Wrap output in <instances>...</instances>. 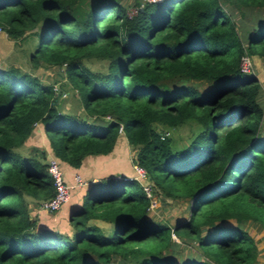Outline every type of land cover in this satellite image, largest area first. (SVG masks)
<instances>
[{"label":"trees","instance_id":"1","mask_svg":"<svg viewBox=\"0 0 264 264\" xmlns=\"http://www.w3.org/2000/svg\"><path fill=\"white\" fill-rule=\"evenodd\" d=\"M134 5L129 13L121 0H0L9 38L33 31V65L63 67L65 79L54 88L0 65V264L256 263L257 240L243 224L264 232V110L260 80L240 60L264 58V18L243 37L229 8H264V0ZM88 58L105 69L91 70ZM69 88L84 115L60 108L56 93ZM37 123L72 166L110 152L121 127L133 163L154 190L187 199V215L152 218L141 182L114 174L85 189L70 229L49 226L36 212L55 191L47 151L19 150ZM188 123L197 127L183 146L164 135ZM94 219L111 222L112 233Z\"/></svg>","mask_w":264,"mask_h":264},{"label":"rangeland","instance_id":"2","mask_svg":"<svg viewBox=\"0 0 264 264\" xmlns=\"http://www.w3.org/2000/svg\"><path fill=\"white\" fill-rule=\"evenodd\" d=\"M134 1L135 0H121V2L127 7L129 13L134 11ZM232 13V18L234 19L237 28L240 33L245 35L247 29L252 27L254 21L257 16L264 18V8H229ZM26 36L21 40H16L13 38H9L6 31L3 28V31L0 33V65L1 66H9L16 65L20 67L22 70L31 71L36 74L43 82H53L55 84L54 88H58L59 85L63 84L65 79L61 76L60 71H62L63 67H58L55 65L47 66L41 60L37 62V64L33 65L31 61V55L33 54L35 47L37 46L38 36L33 33V31L26 32ZM251 59V70L250 72L254 73L261 83V90L259 94V102H261L264 110V58L259 55L250 56ZM84 63L91 70H104L105 69V61L98 58H88L84 61ZM64 86H67L64 84ZM205 86V85H204ZM59 106L64 111H69L78 115H84V110L80 105V100L78 98V94L72 88H69L68 92L65 94H61L60 97L57 98ZM264 113V112H263ZM264 117V115H263ZM262 130L264 131V118L262 124ZM196 125L191 124H182L176 128H169L168 136L172 137L176 144L181 146L184 145L190 138V135L196 131ZM120 134H123L120 132ZM31 135V134H30ZM39 146L37 137L29 136L25 142L19 147L23 153L29 152L32 146ZM121 148H124L123 145H120ZM45 149V148H44ZM46 150V149H45ZM121 154V152H119ZM126 158L124 161H120V164L124 168V170L128 173L135 172L134 168L131 166L129 153H126ZM122 160V158L120 159ZM128 176V175H126ZM144 181V180H143ZM83 185L81 187H85ZM87 187V186H86ZM85 187V188H86ZM154 187V186H153ZM80 188V187H79ZM157 191L155 190L156 196L158 198V206L155 209L149 210V215L154 219H164L167 220L170 224H172L176 215L179 217L187 215V199L185 198H176L167 196L158 186H156ZM85 192V191H84ZM82 199V198H81ZM82 201V200H81ZM37 211V209H36ZM40 213L42 215L43 220L47 221L49 226L60 230H68V218L66 215V211L57 210L54 212L40 209ZM230 224H234L235 220H228ZM246 229L254 236L257 240V245L259 248V256H260V264H264V234L263 231L256 228V224L247 221L245 224ZM113 228L110 230H105L106 234H111ZM173 237V236H172ZM178 237V236H177ZM174 238V237H173ZM177 242L180 239H175ZM110 264H116L114 262H110ZM122 264V263H119Z\"/></svg>","mask_w":264,"mask_h":264},{"label":"crops","instance_id":"3","mask_svg":"<svg viewBox=\"0 0 264 264\" xmlns=\"http://www.w3.org/2000/svg\"><path fill=\"white\" fill-rule=\"evenodd\" d=\"M30 136L38 138V142L40 143L39 146H42L40 148H45L47 151V158L54 155L50 148L48 139L46 137L43 124L37 123ZM120 145H123L124 148H121ZM119 152H121V154ZM127 152L129 153L130 163H131V166L133 167L132 155L134 153V150L132 146L128 143L126 136L124 134L119 133L115 139L112 150L108 153L88 154L83 157L81 164L79 166H72L66 161L62 160L61 165L64 171L65 179L68 183H74L75 174H80L81 177L85 181H90V182H94L102 177H107V176L114 175V174H123V175L132 176L134 175L135 172L130 173L131 171L130 170L127 173L122 167V165L120 164V161H124V159L126 158L125 155ZM121 158L122 160H120ZM86 186H87V182H86ZM85 187H80V188L75 187L71 190L70 201L67 204L63 205V207L60 209V210L66 211L67 218H68V215L70 214L69 211L72 210L71 205H73L74 207L76 205L79 206L81 204V200H82L81 198L86 189ZM36 212L40 216V218L43 220L42 218L43 213L41 214L40 210H37ZM182 215L183 216L181 217L185 216L184 214ZM175 217H179V215H176ZM94 222L97 225L103 227L105 230H110L113 227L111 222H108L102 219H94ZM70 228L71 227L69 224V229ZM259 254H258V258L255 264L262 263L259 260L260 259Z\"/></svg>","mask_w":264,"mask_h":264},{"label":"built area","instance_id":"4","mask_svg":"<svg viewBox=\"0 0 264 264\" xmlns=\"http://www.w3.org/2000/svg\"><path fill=\"white\" fill-rule=\"evenodd\" d=\"M147 1H157V0H147ZM3 31V26L0 25V33ZM251 59L248 54H243L240 60V69L244 72H250L251 70ZM59 91V90H58ZM65 94V92H63ZM109 117V115H107ZM122 132L121 127L119 128V133ZM169 131L166 130L164 135L168 134ZM133 168L135 170L134 175L127 176L128 178H135L139 180L143 186L146 196L149 198L148 210L155 209L158 206V198L156 196L153 182L150 180L149 175L145 169L138 164L133 163ZM47 170L53 180L54 194L44 199L41 202L40 207L48 211H57L70 201L71 190L75 187H81L86 184V181L81 177L80 174H75L74 183H68L65 179L64 171L61 165V161L56 156H50L48 158ZM144 180V181H143ZM171 236L178 239L174 230H171ZM173 238V239H174Z\"/></svg>","mask_w":264,"mask_h":264},{"label":"water","instance_id":"5","mask_svg":"<svg viewBox=\"0 0 264 264\" xmlns=\"http://www.w3.org/2000/svg\"><path fill=\"white\" fill-rule=\"evenodd\" d=\"M61 94H63V93H61L60 91H57L56 96H59ZM86 182H87V187H88V185L90 184V181H86ZM72 208H73V205H71V209ZM69 213H71V210L69 211Z\"/></svg>","mask_w":264,"mask_h":264},{"label":"clouds","instance_id":"6","mask_svg":"<svg viewBox=\"0 0 264 264\" xmlns=\"http://www.w3.org/2000/svg\"><path fill=\"white\" fill-rule=\"evenodd\" d=\"M90 183H92V182H90ZM86 185V184H85ZM89 186V185H88ZM87 188V187H86ZM60 210V209H59Z\"/></svg>","mask_w":264,"mask_h":264}]
</instances>
